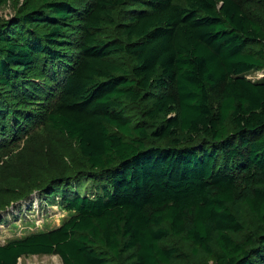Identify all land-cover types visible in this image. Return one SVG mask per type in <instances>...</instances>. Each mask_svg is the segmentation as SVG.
<instances>
[{
	"label": "trees",
	"instance_id": "1",
	"mask_svg": "<svg viewBox=\"0 0 264 264\" xmlns=\"http://www.w3.org/2000/svg\"><path fill=\"white\" fill-rule=\"evenodd\" d=\"M262 71L264 0H24L0 21V137L43 116L77 158L45 184L68 221L0 264H264Z\"/></svg>",
	"mask_w": 264,
	"mask_h": 264
},
{
	"label": "rangeland",
	"instance_id": "2",
	"mask_svg": "<svg viewBox=\"0 0 264 264\" xmlns=\"http://www.w3.org/2000/svg\"><path fill=\"white\" fill-rule=\"evenodd\" d=\"M23 3L24 0L10 2L1 11L0 21L15 16ZM247 78L261 81L264 71L252 72ZM55 95L49 96L50 102ZM70 155L77 158L75 142L53 132L43 116L29 126L9 129L6 138L0 137V245L49 232L68 221L71 214L62 197L48 196L45 184L52 175H60L61 180L64 176L71 177L66 162ZM69 181L76 184L74 179ZM90 186L88 181L77 185L81 194ZM18 264H63V261L58 255H36L24 256Z\"/></svg>",
	"mask_w": 264,
	"mask_h": 264
}]
</instances>
